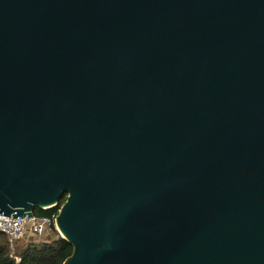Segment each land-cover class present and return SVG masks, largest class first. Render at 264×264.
Wrapping results in <instances>:
<instances>
[{
    "label": "water",
    "instance_id": "obj_1",
    "mask_svg": "<svg viewBox=\"0 0 264 264\" xmlns=\"http://www.w3.org/2000/svg\"><path fill=\"white\" fill-rule=\"evenodd\" d=\"M57 205L62 264H264V0H0V215Z\"/></svg>",
    "mask_w": 264,
    "mask_h": 264
},
{
    "label": "trees",
    "instance_id": "obj_2",
    "mask_svg": "<svg viewBox=\"0 0 264 264\" xmlns=\"http://www.w3.org/2000/svg\"><path fill=\"white\" fill-rule=\"evenodd\" d=\"M59 205L49 209L34 210L37 216H48L57 212ZM48 237L27 236L16 244V261L10 256L6 237L0 233V264H62L70 256L72 247L60 236L54 226L48 231ZM36 237L38 240L34 241ZM27 238V239H26ZM21 242V243H20ZM20 243V244H19Z\"/></svg>",
    "mask_w": 264,
    "mask_h": 264
},
{
    "label": "built area",
    "instance_id": "obj_3",
    "mask_svg": "<svg viewBox=\"0 0 264 264\" xmlns=\"http://www.w3.org/2000/svg\"><path fill=\"white\" fill-rule=\"evenodd\" d=\"M57 212L48 216L33 214L30 217H17L14 219H11V216L0 215V233L7 239L10 256L19 261V257L15 254L18 241L27 236L42 237L48 233L52 226L56 229L55 217Z\"/></svg>",
    "mask_w": 264,
    "mask_h": 264
},
{
    "label": "rangeland",
    "instance_id": "obj_4",
    "mask_svg": "<svg viewBox=\"0 0 264 264\" xmlns=\"http://www.w3.org/2000/svg\"><path fill=\"white\" fill-rule=\"evenodd\" d=\"M48 235H49V234L46 233V234L44 235V238L48 237ZM31 238H33L34 241L38 240V238H36V237H31ZM26 239H27V238H26ZM20 241H21V240H20ZM21 242H24V241H21ZM21 242H20V243H21ZM20 243H19V244H20Z\"/></svg>",
    "mask_w": 264,
    "mask_h": 264
}]
</instances>
